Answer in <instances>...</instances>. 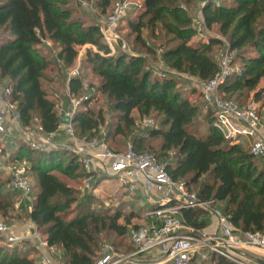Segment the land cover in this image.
Segmentation results:
<instances>
[{
    "label": "trees",
    "instance_id": "16d2710c",
    "mask_svg": "<svg viewBox=\"0 0 264 264\" xmlns=\"http://www.w3.org/2000/svg\"><path fill=\"white\" fill-rule=\"evenodd\" d=\"M142 1L139 19L130 22L140 50L156 54L155 45H149L143 30L161 25L172 37L169 42L174 43L162 55L169 69L201 81L213 78L220 66L212 53L223 41L200 36L188 8L196 0ZM78 2L81 6L83 2L89 5V0ZM100 4L105 11L111 0H101ZM202 8L206 28H218L227 39L232 66L238 65L221 88L223 97L230 99L237 92L255 91L254 99L260 102L264 96V87L257 90L264 79V0H207ZM76 13L73 0H0V81L7 80L11 87L22 125H33L38 119L47 133L59 129L63 118L44 87L46 72L53 63L71 68L80 47H95L86 49L85 64L99 77L101 93L108 96L119 114L114 131L103 136L110 148L124 151L129 145L122 138L135 125L133 111L141 118L154 117L156 127L145 136H136L132 143L135 150L154 154L174 180L184 181L200 198L224 204L223 212L231 216L240 231L264 233V163H258L264 159L254 156L247 145L230 144L216 126L215 110L193 88L191 93L198 94L207 105V130L201 134L200 106L184 94L177 76L159 75L141 52L128 54L119 50L112 54L102 40L101 25L87 23ZM44 39L51 40L53 47L59 49L55 58L44 51L48 47ZM81 69L68 82L69 91L76 96L84 87V64ZM240 97L239 103L247 101ZM105 122L104 111L90 108L88 102L73 119L76 133L89 137L102 136ZM109 137L113 145L108 142ZM153 139L161 140L157 150L150 144ZM14 148L11 161L26 160L28 176L30 172L35 176V183L29 176L33 184V208L30 210L28 203L23 202L19 212L27 213L28 220L36 224L51 247L63 249L68 264H95L103 249L101 235L108 231L126 240V244L120 241L109 245L115 252L131 253L134 250L129 239L131 226L156 221L134 209L125 215L119 209L109 213L91 210L86 203L74 209L73 204L78 202L76 191L58 174L84 179L79 158L65 149L36 150L24 142ZM104 179L98 177L93 185L98 187ZM12 204L13 199H8L2 210L14 207ZM180 214L191 226L205 228L208 224L201 218L204 212L200 209H182ZM140 218L144 223L134 221ZM120 219L124 222L120 223ZM26 242V246H31L30 253L19 246L8 249L0 245V264H36L39 252L32 241ZM191 264L236 263L212 253L208 260L199 262L195 258Z\"/></svg>",
    "mask_w": 264,
    "mask_h": 264
},
{
    "label": "built area",
    "instance_id": "2783aa9c",
    "mask_svg": "<svg viewBox=\"0 0 264 264\" xmlns=\"http://www.w3.org/2000/svg\"><path fill=\"white\" fill-rule=\"evenodd\" d=\"M83 5L88 6L86 2ZM129 6L128 0L118 1L101 24L102 40L112 54L119 50L134 53L129 51L119 31ZM195 22L200 36L204 37L202 27L208 30L204 19ZM42 41L48 47H53L51 40ZM219 66V72L205 81L176 71L170 73L193 82L194 88L203 95L207 105L215 110L216 126L230 144L247 145L254 156L264 159V109L254 98L243 104L234 99H225L221 88L235 71L228 50L220 59ZM78 75L79 70L76 69L70 73V78ZM185 90L188 91L189 88L185 87ZM92 95L77 98L69 91L70 105L67 109H62V118L68 116L73 120ZM0 102V133L18 131L23 135L25 143L36 150L63 148L75 154L85 171L86 187H90L94 179L107 176L119 181L124 193L129 196L140 191L144 196L151 197L154 189L161 192V199L153 200V208L146 213L147 217L157 222L130 228L129 239L134 250L127 254L119 253L108 245L95 264H191L195 258L199 261L208 260L212 253L224 256L236 264H259L253 261L248 252L251 249L264 252V233L240 231L233 224L231 216L217 207L215 199H202L196 192L190 191L184 181L174 180L166 170V165L151 152L139 153L132 144L124 151H115L103 136L78 135L73 121L69 124L61 123L59 129L52 133L45 132L40 124L24 126L17 102L12 100L11 87L1 81ZM6 114H9V118ZM135 125L143 135H147L150 129L156 127V122L154 117H140ZM62 133L66 140L59 142L58 137ZM5 169L10 175V186L20 193V199L14 205L15 210L19 211L23 202H27L28 208L32 210L33 184L27 174V162L14 161ZM182 209H200L216 218V231L208 234L204 228L187 224L180 214ZM26 240L32 241L39 252L36 264H56L51 256L54 247L49 245L33 221H30L27 232L20 235L16 234L14 225L0 222V245Z\"/></svg>",
    "mask_w": 264,
    "mask_h": 264
},
{
    "label": "rangeland",
    "instance_id": "374dc122",
    "mask_svg": "<svg viewBox=\"0 0 264 264\" xmlns=\"http://www.w3.org/2000/svg\"><path fill=\"white\" fill-rule=\"evenodd\" d=\"M118 1H125V0H111L110 6L104 11L103 7L101 6V0H89L88 6H81L78 2V0H73V4L77 9V16H81L83 19L86 20L87 23H98L102 24L111 11L113 10V7L115 3ZM130 3L129 9L127 10L125 16L122 18V21L120 23L119 31L120 35L122 36L123 40L127 43L129 47L130 52H137L143 54L147 57L148 64L153 66L154 69L159 73V75H166L171 74L170 72L172 70L169 69L167 64L164 62L162 55L164 51L171 45H174V43H170L169 40L172 38L171 35H168L165 31L162 30L161 25H158L157 28L154 30L151 28H145L143 30V36L148 41L149 45L153 44L156 47V54H147L144 51L140 50V44L136 40V34L132 32L130 28V22L131 21H137L143 11V1L142 0H128ZM207 0H196L195 3H191L188 8L190 12L192 13L195 20L202 19V7L205 5V2ZM218 2H221L222 0H217ZM196 24V22H195ZM218 28L215 26L212 29L206 30L204 27H202L201 31L204 33V39L213 36L222 39L223 44L221 46H215L213 55L214 57L220 61L223 54L228 50V42L227 39L220 35V33L217 30ZM197 37H195L193 40H196ZM147 43V44H148ZM87 48H92L95 50V47H91L90 45H86L83 47H80V53L79 56L75 62V64L71 68H61L55 63L52 64V66L48 69L46 72V79L44 80V87L48 92L49 99H51L56 104V110L59 115H62V109H67L70 105V99H69V87L68 82L70 78V73L74 70L78 69L79 72H81V66H85V69L83 70L84 75V87L81 92V94L78 97H89L92 95L88 102V106L92 109H95L96 111L102 109L106 116V122L101 127V135L105 136L108 131H114L118 121H119V114L113 109V102L108 98L107 95H104L101 93L99 86H100V79L97 75H95L91 68L88 66V64H85V53ZM45 52H49L53 54V57H56V54L58 53L59 49L54 47H45ZM232 57V56H231ZM237 66H234L236 69ZM180 79V87L183 89L184 94L190 97L191 99H194L198 105L200 106V116L198 118V128L200 130L201 134H204L207 130V119L205 117L206 111H207V105L205 102H203L202 98L196 94L193 95L191 93L192 89L194 88L193 82L186 80L183 77H178ZM1 82L8 84L7 80H1ZM185 87H188L189 90L186 91ZM264 87V79L260 82L258 85L257 90H260ZM255 91L253 92H247L244 91L242 94L240 92H237L233 94V96L230 99H234L238 101L239 97L244 100L247 99V101L251 98H254ZM246 101V102H247ZM260 104L262 108L264 109V96L260 101ZM132 115L135 118V121L140 118V116L137 114L136 111H133ZM36 119V122L31 126H36L38 123ZM113 135V134H112ZM145 136L143 135V132L139 130V128L134 125L133 129H129L126 131V137L122 138L124 141V144H132L133 140L136 138V136ZM24 137L21 133H16L13 135L10 134H0V222H4L9 225H14L16 229V234H24L28 230V225L30 223V220L27 218V213H20L14 212L15 210L12 208H8L5 210H2V206L6 205L8 199H13L14 204L20 199V195L16 194L15 191L12 190V187L10 186V175L6 171L5 167L9 165L14 157L15 146H18L19 143L24 142ZM66 139H62L61 141L64 142ZM59 141V140H58ZM160 139H153L150 141V144L153 146V150H157L160 146ZM60 142V141H59ZM108 142L113 145V139L112 137H109ZM124 146V145H123ZM63 149V148H61ZM67 151V150H65ZM69 152V151H68ZM264 160H258V163L262 165ZM25 162H27L25 160ZM29 165V163L27 162ZM68 185L72 186L76 191V196L78 199V202L73 204L74 209H79L81 206H83V203H86L85 205L88 206L91 210L100 211V212H115L118 209L122 211V213L125 215L127 213H130L131 210L135 211H142L141 215H143L147 210L150 209V206L146 204V199H130L129 195L124 193V191L120 188V183L115 178L104 176V180L100 183L98 187H95L93 185L94 181L97 179H94L91 182L90 187L85 186V182L83 178H77V177H67L65 175L58 174ZM30 178L35 183V176L30 172L29 173ZM123 192V193H122ZM16 195V196H15ZM142 218V216H141ZM140 219H134V221H141ZM213 226L210 228L205 229V233H214L216 231L217 227V219L212 217ZM10 222V223H9ZM120 223H123V219H120ZM213 229V230H212ZM103 237V249L102 252L110 245L112 242H123L126 244V240H122L121 238H117L113 232H105L101 235ZM26 241H22L19 243H13V244H6L3 245L8 249H13V247L19 246V249L23 251H31V246H26ZM33 244V242H32ZM31 244V245H32ZM59 249H53L51 251V256L55 260L56 264H68L67 257L64 254L63 249L60 251ZM100 251L98 252V254ZM32 256L35 255L31 254ZM100 255V254H99ZM200 262V261H199Z\"/></svg>",
    "mask_w": 264,
    "mask_h": 264
},
{
    "label": "crops",
    "instance_id": "0c3cea01",
    "mask_svg": "<svg viewBox=\"0 0 264 264\" xmlns=\"http://www.w3.org/2000/svg\"><path fill=\"white\" fill-rule=\"evenodd\" d=\"M202 16H203V13H202ZM1 104L2 103L0 102V108H1ZM6 117L9 118V114H6ZM16 133H18V131L12 132L13 135H15ZM62 139H65V136H64L63 133L58 137L59 141H61ZM120 188L124 191V189L121 186H120ZM161 197H162L161 192H159L157 189H154V191L151 193V197H146V196L143 195L142 192L139 191L138 193L130 196L129 198L130 199H146V204H148L150 206L149 210H151L153 208V206H154L153 200H159V199H161ZM223 206H224V204H220V203L218 204L217 203V207L220 208L222 211H223V209H222ZM13 209L15 210L14 207H13ZM149 210H147V211H149ZM147 211L144 213L143 216H146ZM14 212H18V211L15 210ZM201 218H205L207 220V223H208L207 226L204 229L208 228L209 226H210V228L213 226L212 225L213 224L212 217H210L209 215L204 213V216H202ZM148 221L150 222L149 219H148ZM141 222L144 223V219L141 220ZM54 249H59V248H54ZM60 251H62V250L60 249ZM248 254L253 259L254 262L262 264L261 261H264V252L261 251V250L251 249L248 252Z\"/></svg>",
    "mask_w": 264,
    "mask_h": 264
},
{
    "label": "water",
    "instance_id": "95a60500",
    "mask_svg": "<svg viewBox=\"0 0 264 264\" xmlns=\"http://www.w3.org/2000/svg\"><path fill=\"white\" fill-rule=\"evenodd\" d=\"M73 120L70 119V117H64L62 120H61V123L62 124H69L70 122H72ZM262 264H264V261H261Z\"/></svg>",
    "mask_w": 264,
    "mask_h": 264
}]
</instances>
